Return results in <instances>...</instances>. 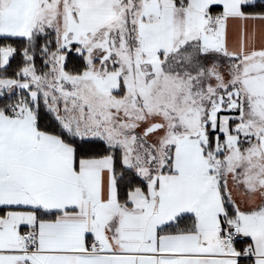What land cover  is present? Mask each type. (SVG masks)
Returning <instances> with one entry per match:
<instances>
[{"label":"snow or ice","instance_id":"1","mask_svg":"<svg viewBox=\"0 0 264 264\" xmlns=\"http://www.w3.org/2000/svg\"><path fill=\"white\" fill-rule=\"evenodd\" d=\"M0 264H264V0H0Z\"/></svg>","mask_w":264,"mask_h":264}]
</instances>
